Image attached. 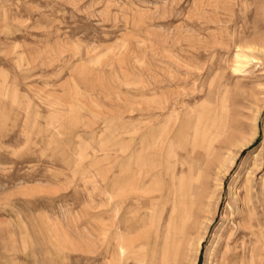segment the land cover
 Returning <instances> with one entry per match:
<instances>
[{
	"label": "rangeland",
	"instance_id": "rangeland-1",
	"mask_svg": "<svg viewBox=\"0 0 264 264\" xmlns=\"http://www.w3.org/2000/svg\"><path fill=\"white\" fill-rule=\"evenodd\" d=\"M0 264H264V0H0Z\"/></svg>",
	"mask_w": 264,
	"mask_h": 264
},
{
	"label": "bare ground",
	"instance_id": "bare-ground-1",
	"mask_svg": "<svg viewBox=\"0 0 264 264\" xmlns=\"http://www.w3.org/2000/svg\"><path fill=\"white\" fill-rule=\"evenodd\" d=\"M238 56H239V55H237V57H238ZM239 57H240V56H239ZM243 57H244V58H247L246 55H244ZM238 63H241V62L239 61ZM238 63H237V64H238ZM198 122H199V121H198ZM194 127H195V126H194ZM198 128H199V127H198ZM198 128H195V132H196V133L198 132ZM199 161H201V160H199ZM188 166H189V165H188ZM189 168H190V167H189ZM190 170H191V169H190ZM188 173H189V172H188ZM191 174H192V173H191ZM191 174H190V175H191ZM174 177H175V176H174ZM174 177H173V178H174ZM191 177H192V176H191ZM177 179H178V178H177ZM173 180H174V179H173ZM174 181H175V180H174ZM165 199H166V198H165ZM148 201H149V200H148ZM148 201H146V202H148ZM164 201H165V200H164ZM167 201H169L168 198H167V200H166L165 202H167ZM144 202H145V201H144ZM154 203L156 204L155 201H154ZM163 203H164V202H163ZM166 204H168V202H167ZM174 204H175V203H174ZM143 205H144V204H143ZM148 205H149V204H148ZM145 206H147V205H145ZM153 206H154V205H153ZM155 207H156V206H155ZM175 209H177V208L174 207V210H175ZM179 209H180V208H179ZM179 209H178V210H179ZM172 210H173V209H172ZM178 210H177V212H178ZM151 211H152V210H151ZM149 212H150V211H149ZM152 212H153V211H152ZM159 213H160V212H159ZM172 213L174 214L175 211L172 212ZM157 214H158V213H157ZM162 214H163V212H162ZM173 214H172V216L169 217V220L167 221V223H166V225H165V226H166V231H165V234H164L163 238L161 239V240H163L164 243H165V242H166V243L171 242L172 239L175 238V236H176V234H177V230H178L177 218L175 217V218H174L175 220H173ZM143 215H144V214H143ZM170 215H171V214H170ZM147 216H148V215H147ZM155 216H156V215H155ZM162 216H163V215H161L160 223L163 222V217H162ZM144 218H145V217H144ZM149 218H152L151 215H150ZM156 218H157V216H156ZM134 219H135V218H134ZM145 219H146V218H145ZM151 220H153V219H151ZM157 222H158V220H157ZM154 223H155V222H154ZM135 224H137V223H135ZM144 224H146V221L143 219V220L141 221V225H144ZM150 224H151V223H150ZM152 224H153V223H152ZM157 224H158V223H157ZM172 224H175V227H174V228H175V230H174V234H175V236H174V235L172 236V229H173V228H172ZM138 225H139V224H138ZM153 225H155V224H153ZM163 225H164V224H163ZM156 228H157V227H156ZM159 229H160V227H159ZM159 229H158V230H159ZM162 229H163V228H162ZM156 232H157V230H156ZM156 232H155V233H156ZM159 232H160V231H159ZM152 233H153V232H152ZM152 233H150V235H152ZM130 234H131V233H130ZM154 235H155V234H154ZM159 235H160V234H159ZM159 235L156 236V238H157L158 240L155 242V245L158 244V243H160V242H159V239H160ZM127 236H128V235H127ZM130 236H131V235H130ZM148 238H149V237H148ZM104 239H105V236H104ZM129 239H130V238H125V239H124V241H125V244H124L125 247H124V249H125V248H128V249H129V247H130V246H129V243H130V242H129ZM131 239H132V236H131ZM133 240H134V239H133ZM135 240H136V239H135ZM151 240H152V239H151ZM161 240H160V241H161ZM103 241H104V240H103ZM147 241H148V240H147ZM153 244H154V243H153ZM155 245H153V247H155ZM150 246H151V244H150ZM156 246H157V245H156ZM122 247H123V244H122ZM134 247H135V246H134ZM139 247H140V246H139ZM119 248H121V246H120ZM140 248H141V247H140ZM158 248H159V247H158ZM148 249H149V248H148ZM119 251L121 252V250H119ZM147 251H148V250H147ZM150 253H151V252H150ZM121 254H122V253H121ZM121 254H120V255H121ZM132 254H133V253H132ZM135 254H136V251H135ZM156 254H158V253H156ZM122 255H123V254H122ZM157 256H158V255H157ZM119 257H120V256H119ZM150 257H151V256H150ZM153 257H155V256L153 255ZM135 258H136V255H135ZM149 259H150V258H149ZM120 260H121V259H120ZM132 260H133V259H132ZM154 261H155V260H154ZM146 262H147V261H146ZM146 262H145V263H146ZM155 262H156V261H155ZM155 262H154V263H155ZM119 263H120V262H119ZM128 263H129V261H128Z\"/></svg>",
	"mask_w": 264,
	"mask_h": 264
}]
</instances>
